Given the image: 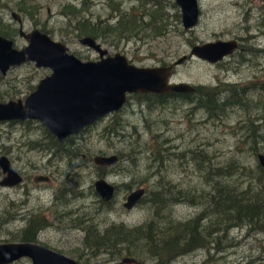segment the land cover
<instances>
[{"label":"rangeland","instance_id":"374dc122","mask_svg":"<svg viewBox=\"0 0 264 264\" xmlns=\"http://www.w3.org/2000/svg\"><path fill=\"white\" fill-rule=\"evenodd\" d=\"M155 1L170 23L160 33L152 30L155 25L149 21L152 6L140 0H0V16L8 23L9 38L16 48L27 42L17 33L12 11L21 14L23 31L37 28L86 61L97 60L98 54L79 42L85 34L77 28V21L101 20L116 25L124 12L130 13L139 20L131 31L118 27L112 34L99 35L96 40L109 55L123 54L134 65L144 67L174 62L188 55L198 43L245 39L233 55L216 64L188 58L177 68L172 81L220 90L224 84L245 87L242 96L249 100L250 108L226 105L223 111L210 116L205 108H196L179 95L161 99L131 95L121 110L74 135L72 142L78 148L73 150L71 159L53 155L47 147L50 138L39 121H0V157L6 156L23 176L17 186L0 185V243L21 242L17 236L27 218L34 214L45 218L44 228L36 236L37 243L81 264H120L123 257L114 260V253L104 247L108 243L99 244L97 238H87V229L105 236V232H114L112 225L134 228L154 217L156 208L148 202V196L158 180L156 170L161 169L165 179L184 188L203 187L190 155L204 150L219 164L236 161L239 166L233 178L242 184L248 182L246 170L241 166L255 170L257 154L264 153V0H198L200 20L190 30H184L181 19H177L180 8L173 6L175 0ZM47 69L32 62L9 69L4 77L0 76V102L24 99L39 78L48 74ZM225 98L231 100L225 91L220 92L219 101ZM251 122L256 133L248 129ZM114 124L121 128L117 133L111 130ZM102 154L118 155V162L111 166L96 165L94 156ZM159 157H163L162 164L156 161ZM41 175L49 176L50 180L35 181ZM100 175L118 187L113 203L103 206L93 188ZM2 176L0 170V180ZM139 187L145 190L144 199L131 210H125L122 204L126 196ZM200 209L196 204L180 202L171 204L163 213L171 215L174 221H186ZM230 232L238 246L217 255L219 263L243 264L250 253L264 257L263 234L244 237L247 230L241 228ZM111 251L115 252L114 248ZM204 257V251H194L176 258L172 264H202ZM140 261L155 264L148 255H141ZM12 264L31 262L22 258Z\"/></svg>","mask_w":264,"mask_h":264},{"label":"water","instance_id":"95a60500","mask_svg":"<svg viewBox=\"0 0 264 264\" xmlns=\"http://www.w3.org/2000/svg\"><path fill=\"white\" fill-rule=\"evenodd\" d=\"M180 8L184 30L198 23V0H175ZM12 16L20 22L19 16ZM22 48L0 34V73L5 76L13 67L32 62L36 67L48 68L51 74L42 79L35 90L23 100L0 102V121L40 120L59 141L92 124L104 116L120 109L126 95L132 93H193L195 85L172 81L176 67L188 58H199L214 64L233 53L236 40H215L195 44L188 55H183L167 66L139 67L131 64L122 54L104 55L108 52L92 37L85 36L80 43L92 48L101 57L97 61H82L68 47L51 39L46 33L33 29L27 34ZM117 155L95 156L99 165H112ZM259 165L264 168V153L257 154ZM0 168L7 176L1 185H15L22 177L14 171L6 156L0 157ZM97 193L108 201L114 192L112 184L101 179L95 182ZM144 188L130 192L124 203L132 208L144 195ZM28 258L31 264H81L75 259L35 242L0 243V264H11ZM120 264H143L135 257H123Z\"/></svg>","mask_w":264,"mask_h":264},{"label":"trees","instance_id":"16d2710c","mask_svg":"<svg viewBox=\"0 0 264 264\" xmlns=\"http://www.w3.org/2000/svg\"><path fill=\"white\" fill-rule=\"evenodd\" d=\"M140 1L150 3L152 6L153 13L149 14L151 17L149 21L151 25H155L152 30L160 33L163 28L161 14H164V12L159 10V3L155 0ZM173 6L177 7L176 4H173ZM176 17L179 19L180 14L176 13ZM136 23H139V20H136L132 14L124 12V16L116 25L109 22L104 24L103 35L112 34L118 30V27L131 31ZM98 26L88 19L77 21V28L81 33L91 35L94 38L100 35ZM0 28L2 35L8 38L11 36L8 26L0 24ZM237 86L224 84L223 90L218 87L199 86L194 93H171L148 95L146 97L141 94L135 95L141 99H161L169 95H179L189 103H194L196 108H205L209 111V115L213 116V113L223 111L226 105L239 107L244 105V109L250 108L249 100L243 99L242 96L246 92L245 87ZM222 91L231 96V100L225 98L224 101L220 102L219 94ZM90 126H86L81 132L86 131ZM120 129L118 124H114L111 128L114 133H117ZM248 129L256 133V126L253 125V122H251V127ZM44 130L50 138L47 145L48 149L69 150L75 153L73 150L77 149L78 146L72 142L74 135L59 143L47 129L44 128ZM193 153L190 155V160L199 171L203 187L184 188L181 184L172 183L171 180L165 179L162 170L158 169L155 172L158 175V180L154 183V187L149 190L148 196V202L156 208L152 215L154 217L134 228L112 225V227L114 226V232H105V236H103V233L97 236L92 233L96 230L89 228L87 229V238L89 236L93 240L97 238L99 244H102V242L108 243L104 247L110 253H114V260L126 256H132L140 260L141 255H148L149 258L154 260L155 264H172L178 257L194 251H204L205 257L202 264H228L226 262L219 263L220 260L217 257L227 251L226 249L238 246V242L231 236L230 231L232 229H246L247 232H245L244 237L253 234L264 235V168L259 163L256 164L255 170L241 166L242 169L246 170L249 179L248 182L242 184L239 179L233 178L234 171L239 166L236 161L222 165L214 162V157L204 150H196ZM156 161H158V164H162L163 157H159ZM180 202L196 204L201 209L193 218L186 221H174L171 215L163 213V210L171 204ZM159 209L162 210L161 214H159ZM43 222V219L40 222L37 221L35 231L19 232L17 238L20 241H35L38 233L36 231L44 228ZM111 248H114L115 252L111 251ZM261 251L263 252V250ZM246 256V261L243 264H253L258 261L260 262L257 264H264L262 255L256 254L253 256L250 253Z\"/></svg>","mask_w":264,"mask_h":264},{"label":"flooded vegetation","instance_id":"af4514ba","mask_svg":"<svg viewBox=\"0 0 264 264\" xmlns=\"http://www.w3.org/2000/svg\"><path fill=\"white\" fill-rule=\"evenodd\" d=\"M175 4H176V2H175ZM177 5V4H176ZM178 6V5H177ZM198 6H199V4H198ZM179 7V6H178ZM180 10V9H179ZM13 12H15L18 16H19V19H20V22L17 20V19H15L13 16H12V13ZM177 13L178 14H180V19H181V13L180 12H178V10H177ZM161 14V13H160ZM162 16H161V22H163V28H162V30L165 28L166 29V27L168 28V26H169V21L167 22V17L165 16V13L164 14H161ZM11 18H12V20L14 21V24H16L17 25V33H18V35L19 36H21L20 35V29H22L23 30V18H22V16H21V14L20 13H18V12H16V11H12L11 12ZM199 20H200V6H199V17H198V23H199ZM263 21H264V18H263ZM92 23H96L97 25H99L98 26V28H99V30H100V35H103V26H104V24L105 23H108V22H106V21H104V22H101V20H99V21H91ZM182 23V22H181ZM197 23V24H198ZM0 24H2V26H7L8 25V23L7 22H5L4 20H3V18L0 16ZM263 25H264V23H262ZM183 27V26H182ZM196 27V26H195ZM194 27V28H195ZM264 28V27H263ZM33 29H37V28H33ZM32 29V30H33ZM184 29V28H183ZM193 29V28H192ZM16 30V29H15ZM37 30H39V29H37ZM31 31V30H30ZM39 31H41V30H39ZM25 32V31H24ZM41 32H43V31H41ZM26 34L28 33V32H25ZM43 33H45V32H43ZM1 34V33H0ZM47 34V33H46ZM2 35V34H1ZM48 35V34H47ZM2 36H4V35H2ZM49 36V35H48ZM85 36H90V35H84V36H82L81 38H83V37H85ZM6 37V36H5ZM21 37H23V36H21ZM50 37V36H49ZM90 37H92V36H90ZM8 38V37H7ZM24 38V37H23ZM51 38V37H50ZM80 38V39H81ZM97 43H99L96 39L98 38H94V37H92ZM11 39V38H10ZM25 39V38H24ZM52 39V38H51ZM80 39H79V42H80ZM26 40V39H25ZM54 40V39H53ZM230 40H236L237 42H238V46H237V48H236V50L233 52V53H231L230 55H228V56H226V57H224L223 59H225V58H227V57H229V56H231V55H233L238 49H239V46H240V43H242V42H246V40L245 39H242V38H239V37H234V38H232V39H230ZM56 41V40H55ZM215 41V40H214ZM26 42H27V40H26ZM61 42V41H60ZM209 42V41H208ZM202 43H204V42H202ZM202 43H198V44H202ZM100 44V43H99ZM83 45V44H82ZM84 46H86V45H84ZM86 47H88V46H86ZM88 48H90V47H88ZM92 49V48H91ZM98 54V53H97ZM117 54V53H116ZM115 55V54H114ZM114 55H109L108 54V52L104 55V57H107V56H114ZM123 55V54H122ZM185 55V54H184ZM125 56V55H124ZM183 56V55H182ZM181 56V57H182ZM101 57L99 56V54H98V59L97 60H99ZM128 59V58H127ZM179 59V58H178ZM197 59H199V58H197ZM222 59V60H223ZM97 60H86V61H97ZM222 60H220V61H222ZM83 61V60H82ZM128 61H129V59H128ZM176 61V60H175ZM174 61V62H175ZM203 61V60H202ZM220 61H218V62H220ZM130 62V61H129ZM174 62H171V63H169V64H167V65H170V64H172V63H174ZM206 62V61H205ZM218 62H216V63H218ZM131 63V62H130ZM208 63V62H207ZM216 63H214V64H216ZM131 64H133V63H131ZM134 65V64H133ZM167 65H162V66H167ZM35 66V65H34ZM180 66V65H179ZM179 66H177L176 67V70H177V68L179 67ZM139 67H144V66H139ZM151 67H155V66H151ZM38 68H43V67H38ZM47 69V68H46ZM48 70V74H46V75H44L43 77H41V78H39V81L37 82V84L35 85V87H34V89L33 90H35V88L37 87V85L39 84V82L42 80V79H44L45 77H47L48 75H50L51 74V70L50 69H47ZM176 70H175V73H176ZM8 72V71H7ZM175 73H174V75H175ZM173 75V76H174ZM0 76H2L1 75V73H0ZM2 77H4V76H2ZM197 89H198V87L197 86H195V91L194 92H196L197 91ZM32 92V91H31ZM30 92V93H31ZM193 92V93H194ZM135 94H141V93H132V94H127L126 95V101H125V103H124V105L120 108V109H118L117 111H119V110H121L124 106H125V104L127 103V101H128V99H129V97L131 96V95H135ZM168 94H171V93H168ZM173 94H175V93H173ZM179 94V93H178ZM141 95H143V96H148V95H165V94H153V93H147V94H141ZM141 99V98H140ZM23 100V99H22ZM117 111H115V112H117ZM112 113H114V112H112ZM111 114V113H110ZM109 115V114H108ZM105 117V116H104ZM25 121H27V120H25ZM36 121H39L44 127H45V129H47L46 128V126L44 125V123L43 122H41L40 120H36ZM94 123V122H93ZM92 123V124H93ZM91 125V124H90ZM90 125H88V126H90ZM84 128H86V127H84ZM83 128V129H84ZM83 129H81V130H79L78 132H76V133H74V134H72V135H75V134H77V133H80ZM48 130V129H47ZM49 131V130H48ZM50 132V131H49ZM51 133V132H50ZM52 134V133H51ZM56 139H57V141L59 142V143H62V142H64L67 138H69L70 136H72V135H69V136H67L66 138H64L62 141H59L58 140V138L54 135V134H52ZM50 151H52V153H53V155H59V157H69L70 159L72 158V151H69V150H56V149H49ZM113 155H115V154H113ZM97 156H107V155H104V154H102V155H97ZM95 157V156H94ZM117 158H118V155H117ZM10 161V160H9ZM11 162V161H10ZM93 162H94V158H93ZM118 162V159H117V161H116V163ZM95 163V162H94ZM116 163H114V164H116ZM11 164H12V162H11ZM96 164V163H95ZM114 164H112V165H114ZM96 165H99V164H96ZM99 166H111V165H99ZM12 167H13V164H12ZM13 169H14V167H13ZM0 170H1V168H0ZM14 171H16L21 177H22V179H21V181L19 182V183H17V184H15V185H1V186H5V187H14V186H17V185H19V184H21L22 183V181H23V176L17 171V170H15L14 169ZM1 172H2V170H1ZM2 174H3V176H2V179L0 180V182L7 176V174H4L3 172H2ZM101 177L100 178H98L97 180H95L94 181V183H93V188H94V195H96V197H98V203L100 204V205H105V204H110V203H113V201H114V199H115V197H116V193H117V188L118 187H116V185L114 184V183H112V182H110V181H108L107 179H105L104 177H102V175H100ZM101 179H103V180H105V181H107L108 183H110V184H112L113 185V187H114V192H113V195H112V197L108 200V201H106V200H104L98 193H97V191H96V189H95V182L96 181H98V180H101ZM50 180V177L49 176H38V177H36L35 178V181H37V182H39V181H43V182H48ZM139 188H141V187H139ZM59 192V195H61L60 197H63L62 196V193H61V190H59L58 191ZM132 192V191H131ZM130 194V193H129ZM128 194V195H129ZM127 195V196H128ZM56 196H58V193H56ZM127 196H126V198H127ZM126 198H125V201H126ZM142 199V198H141ZM141 199L132 207V208H134L135 206H137L138 205V203L141 201ZM125 201L123 202V208L125 209V210H131L132 208H130V209H127V208H125L124 207V203H125ZM41 219H43V220H45V218H42V217H39V216H36V215H34V214H32L30 217H28L27 218V224L22 228V230L20 231V232H25V231H27V232H29V231H35V228H36V223H37V221L38 222H40L41 221ZM39 231H41V230H37L36 232H38L39 233ZM37 233V234H38ZM37 234H36V236H37ZM24 242H35V243H37L36 242V239H35V241H24Z\"/></svg>","mask_w":264,"mask_h":264}]
</instances>
